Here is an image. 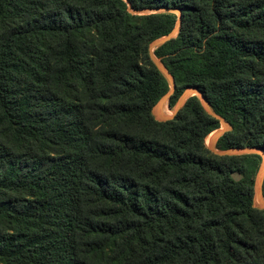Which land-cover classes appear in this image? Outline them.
I'll return each mask as SVG.
<instances>
[{"label": "trees", "instance_id": "16d2710c", "mask_svg": "<svg viewBox=\"0 0 264 264\" xmlns=\"http://www.w3.org/2000/svg\"><path fill=\"white\" fill-rule=\"evenodd\" d=\"M178 20L168 107L264 151V0H0V264H264L261 155L152 114Z\"/></svg>", "mask_w": 264, "mask_h": 264}, {"label": "water", "instance_id": "95a60500", "mask_svg": "<svg viewBox=\"0 0 264 264\" xmlns=\"http://www.w3.org/2000/svg\"><path fill=\"white\" fill-rule=\"evenodd\" d=\"M158 11H166V12H174L180 16V11L175 10V9H161V10H146V11H141V10H133L132 12L134 14H145V13H153V12H158ZM180 26V20L177 21L176 26L174 29L167 35L154 40L153 42L150 43L149 45V54L151 60L154 62L156 67L159 69V71L164 75V77L167 79L170 90L167 94H165L158 102V110L160 111L161 108L164 106V104L168 101L169 97L175 90V83L172 75L169 73L167 68L157 59L154 55V50L162 45L164 42L170 40L171 38H174L177 34L178 28ZM198 96L199 100L205 109V111L217 118L220 121V124L222 125V128L219 130H215L212 133V136L210 137L209 141L206 143L208 149L212 152H214L217 155L220 156H230V155H245V154H260L263 157V163L261 165L260 169V178L256 184L255 188V196L258 197L259 201L261 202L260 208H264V197H263V192H262V185H263V180H264V153H262L261 150L256 149V148H249V147H233L225 150H218L216 149V142L218 139L226 132L229 130L230 126L229 124L220 116L216 115L214 111L212 110L210 103L208 100L205 98L204 94L202 91H200L196 87H188L185 89V91L181 94V96L178 98V101L176 102L174 112L171 116H163L161 121H166L172 119L175 114L184 106L186 100L191 97V96Z\"/></svg>", "mask_w": 264, "mask_h": 264}, {"label": "rangeland", "instance_id": "374dc122", "mask_svg": "<svg viewBox=\"0 0 264 264\" xmlns=\"http://www.w3.org/2000/svg\"><path fill=\"white\" fill-rule=\"evenodd\" d=\"M178 15V14H177ZM179 28H180V26H179ZM179 28H178V31H179ZM178 31H177V33H178ZM177 35V34H176ZM150 45V44H149ZM198 97V96H197ZM199 98V97H198ZM168 102V101H167ZM167 102L164 104V106H165V108H164V110L161 108V110L159 111L158 110V106L157 105H155L154 107H153V109H152V114L154 115V117H155V119L156 120H158V121H161V119H162V117L163 116H171L172 114H173V112H174V108H169L168 107V105H167ZM160 112V113H159ZM222 128V125L220 124V128H218V129H216V130H219V129H221ZM229 130H230V128H229ZM228 130V131H229ZM215 131V130H214ZM227 132V131H226ZM214 133V132H213ZM213 133H210L207 137H206V139H205V143H207L208 141H209V139H210V137L212 136V134ZM262 153H264V151H262ZM261 157V160H260V164H259V166H258V168H257V170H256V172H255V174H254V206L256 207V208H259V209H264V208H260L259 206H260V204H261V202L259 201V199H258V197L257 196H255V188H256V184H257V182H258V180H259V178H260V169H261V165H262V163H263V157L262 156H260ZM236 178H239V176L238 175H234ZM263 201H264V199H263Z\"/></svg>", "mask_w": 264, "mask_h": 264}, {"label": "bare ground", "instance_id": "6f19581e", "mask_svg": "<svg viewBox=\"0 0 264 264\" xmlns=\"http://www.w3.org/2000/svg\"><path fill=\"white\" fill-rule=\"evenodd\" d=\"M165 106L162 107V109L164 110ZM160 113V112H159Z\"/></svg>", "mask_w": 264, "mask_h": 264}]
</instances>
